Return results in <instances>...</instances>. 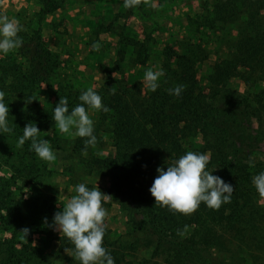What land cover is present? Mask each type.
I'll return each mask as SVG.
<instances>
[{
	"label": "trees",
	"instance_id": "obj_1",
	"mask_svg": "<svg viewBox=\"0 0 264 264\" xmlns=\"http://www.w3.org/2000/svg\"><path fill=\"white\" fill-rule=\"evenodd\" d=\"M144 3L139 0L138 6ZM206 7L199 23L206 33L190 30L188 39L176 46H165L160 66L165 74L157 91L144 90L141 94L136 76H129L133 91H124L111 77L96 90L103 105L110 109L99 111V124L109 136L113 153L91 157L89 171L102 172L110 178L109 186L99 189L118 201L129 232L136 236L127 248L111 240L105 227L104 246L111 251L115 264H151L146 260H120L124 257L121 251L138 248L151 251V259L163 264H246L244 253L256 264L264 261L263 197L252 184V177L264 171V153L257 155L264 146V0H221L214 10ZM52 11L47 6L41 15ZM131 12L135 13L133 9ZM237 23L241 24L239 39L227 58L213 64L208 89L203 91L197 69L210 58V54L203 53L207 34L215 35L219 33L217 28ZM22 37L25 51L17 55L25 56V65L0 60V92L9 106V126L13 129L0 136L12 139L16 148L7 163L12 175L6 177L0 172V264H39L40 254L28 239L34 233L57 241L62 252L72 247L50 227L54 213L62 209L57 208L53 197L41 194L43 166L39 158L29 150L30 142L19 146L17 139L30 121L37 123L39 139H43L42 132L56 130L51 114L60 98H68L71 111L86 89L59 83L55 101L42 107L38 90L55 74L59 62L39 37ZM144 41L126 40V46L137 48L130 62L140 67L150 61L147 43L153 41L151 31L145 33ZM126 57L125 49L118 52L114 71L121 69ZM237 78L249 87L258 83L263 86L258 91L240 93L229 87V81ZM178 84L184 85L181 96L169 95L167 89ZM83 148V139L78 138L75 151L82 152ZM187 151L210 154L206 170L235 189L230 203L218 210L202 203L191 215L154 207L149 188L158 175L157 168L166 169ZM26 188L28 199L17 201V194H25ZM185 225L188 230L178 236L177 229L183 230ZM25 228L29 234L23 233L19 240L16 232ZM3 231H11V237L4 239ZM67 264L76 262L68 257Z\"/></svg>",
	"mask_w": 264,
	"mask_h": 264
},
{
	"label": "rangeland",
	"instance_id": "obj_2",
	"mask_svg": "<svg viewBox=\"0 0 264 264\" xmlns=\"http://www.w3.org/2000/svg\"><path fill=\"white\" fill-rule=\"evenodd\" d=\"M220 4L221 0H171V3L164 0L153 3L157 7L153 6L154 8H152L149 3H146L131 8L139 17V21L130 17L132 14V12L130 13L131 9L124 8V17L127 16V19H124V17L119 19L116 16L115 18L101 16L99 24L96 26L97 30L77 31L76 33L75 28H79L84 21H82L83 18L73 19V16L72 18L68 16L71 9L68 7L66 0H29L28 4L25 3V0H0V17L14 19L21 27V37L24 34H28L29 37L32 35L39 37L46 43V48L59 62V68L55 74L47 82H43L38 90L37 99L43 107L55 101L59 83L68 85L71 88L86 90L91 86H95L96 91L111 77L112 81L120 84L124 91L130 92L133 91V87L129 83V76H136V83L141 87L145 69L161 66L165 46L169 43L176 46L183 39H188L190 30L206 33V28L199 25L201 17L205 15L203 9L207 6L206 8L209 11L210 9L214 10ZM47 6L53 9L52 13L41 15V12ZM156 10L161 11V13L156 12ZM58 13H60V16ZM207 15L209 14L207 13ZM162 27L163 29H161ZM239 28H241V24L237 23L235 26L217 28L219 33L215 35L210 36V33L207 34L208 46L205 45L203 53L205 56L210 54V58L207 62L199 65L197 69L198 84L203 91L208 89L207 79L213 64L227 58L237 43ZM149 31H151L153 40L147 43L150 49V61L146 66L138 69V65L132 64L129 60V57L137 55V48L126 46V40L131 38L137 42H145V33H149ZM78 34L85 37L84 41L76 39ZM107 37L115 38L114 43L110 42L112 46L107 42ZM75 41H82L83 46L75 48ZM107 43L109 48H106ZM94 44H99V48H93ZM25 45L26 41L19 49L7 55H0V60L10 59L16 62L18 66L25 65L27 60L25 56L17 55V53L21 54L22 51H25ZM124 49L127 54L125 64L119 71H114L113 67L118 58V52ZM128 65L135 67L131 66L129 68ZM260 86H263V83L249 87L239 78L229 81V87L238 90L240 93H244L249 89L258 91ZM144 90L148 89L145 88ZM89 115L94 122V134L97 137V142L95 146L88 148L87 155L75 151V142L78 141V137L73 138L70 135L61 134L58 129L49 131L52 132L51 135L42 132L43 139L50 141V145L56 153V159L51 162L39 159L40 164L43 166L41 194L53 197L58 209H62L61 204L66 203L67 199L75 194L74 185L78 183L86 182L88 186H98L104 190L110 184V178L106 174L89 171L88 162L91 157H103L113 153L109 136L101 129L99 124V111L93 110ZM11 142L12 139L7 141L0 136V172L1 175L6 177L12 175L7 163L11 159L10 154L16 149ZM262 153H264V146L257 152V155L260 156ZM25 190H27L25 194H17V201L28 199L30 196L29 188ZM262 203L264 204V197ZM103 207L107 211L105 227L109 231L111 240L128 248V245L135 242L136 236L129 232L125 214L120 210L118 201L113 197H108ZM0 228L2 227L0 226ZM16 234L17 238L21 240L23 232L17 231ZM1 235L4 236V239H9L11 231H3ZM56 235L60 236L58 232H56ZM28 239L32 248L37 249L40 254L39 264L68 263L70 254L62 252L57 241L38 233L30 235ZM120 256H124L120 257L121 261L132 259L136 261L146 260L151 264H163L161 260L151 259V251L142 248L132 252L129 250L121 251ZM242 256L246 257V264H256L250 258V255L244 253ZM260 263L264 264V261ZM122 264H125V262L123 261Z\"/></svg>",
	"mask_w": 264,
	"mask_h": 264
},
{
	"label": "clouds",
	"instance_id": "obj_3",
	"mask_svg": "<svg viewBox=\"0 0 264 264\" xmlns=\"http://www.w3.org/2000/svg\"><path fill=\"white\" fill-rule=\"evenodd\" d=\"M138 4L139 0H123L125 9L135 8ZM20 31L21 27L14 19L0 17V55H7L23 46ZM93 48L98 49L99 44H94ZM164 74V69L160 66L146 68L141 81V94L145 88L151 92L157 91ZM183 90V84L167 89L169 95L177 98ZM3 96L4 93L0 92V134L13 131L8 120L10 109ZM78 100L80 103L70 111L68 98L61 97L53 108L51 119L59 133L82 138V153L87 155L88 148L95 146L97 142L94 122L89 113L93 110L108 112L110 109L103 105L102 97L95 91V86L82 91ZM40 133L37 123L30 121L22 129L17 143L23 146L28 141L29 150L39 159L54 161L56 153L48 139H39ZM209 161L208 152L187 151L167 165L166 169L158 167V175L149 188L155 201L154 207H166L170 212L191 215L202 203L212 210H218L223 204L230 203L235 189L231 183L206 170ZM252 184L259 196L264 197V171L252 177ZM74 193L66 203L61 204L62 210L54 213L50 227L61 238L70 242L72 247L65 249V252L70 254L76 264H115L111 251L104 246L107 211L103 207V201L109 196L98 186L89 188L86 182L74 185ZM45 223L47 224V218ZM187 230L188 226L185 225L183 230L177 229V235L182 237ZM22 232L28 236L29 229L25 228Z\"/></svg>",
	"mask_w": 264,
	"mask_h": 264
},
{
	"label": "crops",
	"instance_id": "obj_4",
	"mask_svg": "<svg viewBox=\"0 0 264 264\" xmlns=\"http://www.w3.org/2000/svg\"><path fill=\"white\" fill-rule=\"evenodd\" d=\"M67 1V5L68 7L71 9L69 11L68 16L73 19L74 18H80L84 21L83 23H81L80 27H76L75 28V33L77 31L80 32H85L87 30H92L95 29L97 30V24H99V18L101 16H105V17H113L115 18V16L119 19H121V17H124V7H123V0H66ZM157 1H164V0H145V3H149V5L154 8L153 3H156ZM29 2V0H25V3ZM166 2H170L171 0H166ZM19 6H23V5H19ZM157 7V6H155ZM159 8H163V7H159ZM162 10V9H161ZM156 12L161 13V11L156 10ZM60 16V13H58ZM57 14V15H58ZM62 15V14H61ZM86 17H88L86 19ZM130 17L134 20L136 19V21H139V17L134 13L131 14ZM104 18V17H103ZM124 19H127V16L124 17ZM100 27V26H99ZM163 29V27L161 28ZM101 35V34H100ZM78 38H76L77 40H83L85 39V37H83L81 34L76 35ZM110 37V36H109ZM107 37V42L109 44L114 43L115 38H109ZM112 42V43H110ZM106 45V48H109V45ZM75 48L77 46H83V42L82 41H75L74 42ZM98 54V53H96ZM132 65H128V67L130 68ZM135 67V66H132ZM138 69L140 66H137ZM102 73V72H101Z\"/></svg>",
	"mask_w": 264,
	"mask_h": 264
}]
</instances>
